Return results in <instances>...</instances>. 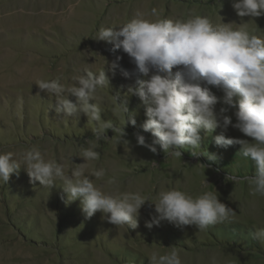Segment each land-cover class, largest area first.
Returning <instances> with one entry per match:
<instances>
[{
    "label": "rangeland",
    "instance_id": "374dc122",
    "mask_svg": "<svg viewBox=\"0 0 264 264\" xmlns=\"http://www.w3.org/2000/svg\"><path fill=\"white\" fill-rule=\"evenodd\" d=\"M232 3L233 0H0V153L12 152L19 159L26 150L36 147L46 160L55 159L67 169L83 163L79 156L95 142L96 123L83 113L78 121L62 117L55 111L57 98L41 92L36 84L59 79L71 86L85 69L97 72L104 66L109 87L98 90L99 99L94 101L100 104L102 119L110 120L114 127L122 126L116 111L119 103L128 108L136 124L125 126L129 149L127 145H115L110 139L115 133L108 130L109 140L101 141L95 149L100 159L90 163L89 169L105 170L100 181L114 178L117 184L110 190L124 189L118 185L123 180L127 188L145 194L179 189L199 195L216 190L218 199L236 213L201 233L194 226L178 228L167 221L146 227L155 215L147 208L141 212L144 217H138L137 228L114 226L103 220L100 212L86 219L79 199L67 201L61 181L49 192L38 181L30 183L21 167L7 184L0 182V264H151L153 250L165 253L172 246L180 251L182 264H213V260L215 264H264V242L251 236L264 228V197L251 194L246 181L228 180L230 175L243 178L255 174L253 163L239 154L240 145L217 146L214 137L221 134L220 128L208 135L200 132L199 151L215 154V161L205 155L193 157L187 148L181 149V158H176L159 146L153 154L137 145L135 133L144 135L147 142L151 139V134L141 128L147 119L146 106L138 95L127 90L129 86L138 88L139 81L149 76L141 74L122 50L112 53L111 44L94 38L102 28L118 27L140 16L155 20L153 8L162 18L207 16L214 25L245 26L264 38V16L252 18L255 23L248 17L242 22ZM117 56L121 59L113 69L110 64ZM178 70L173 68V76ZM124 71L130 75L125 77ZM194 83L209 87L218 97L217 111L226 107L221 90L201 80ZM238 99L234 97V101ZM234 111L226 113L233 123ZM223 134L251 141L231 125ZM200 163L209 167L204 169ZM238 208L242 212L235 210Z\"/></svg>",
    "mask_w": 264,
    "mask_h": 264
},
{
    "label": "clouds",
    "instance_id": "9594fccd",
    "mask_svg": "<svg viewBox=\"0 0 264 264\" xmlns=\"http://www.w3.org/2000/svg\"><path fill=\"white\" fill-rule=\"evenodd\" d=\"M232 8L242 22L244 17L254 22L252 18L264 16V0H233ZM151 15L157 18L149 20L140 16L118 27L102 28L94 37L111 44L109 51L112 53L122 50L141 74L149 76V79L139 81L138 88L129 86L127 90L129 94L138 95L146 106L147 119L141 128L151 134V139L147 142L144 135L135 133L137 145L153 154L159 146L164 153L176 158H181V149L187 148L193 157L205 155L208 160L215 161V154L199 151L200 132L203 130L208 135L220 128L221 134L214 137V143L222 148L240 145L239 154L255 167L252 176L230 175L228 180L233 183L246 181L251 194L264 197V38L245 26L214 25L207 16L172 20L162 18L155 8ZM120 59L117 56L110 67H118ZM173 68L180 69L174 76ZM123 74L125 77L130 75L127 71ZM74 80L71 86L62 84L59 79L40 80L36 85L41 92L57 98L55 111L62 117L78 121L83 113L96 123L93 129L95 142L84 148L79 156L84 162L67 169L55 159L46 160L36 147L26 150L19 159L12 152L0 153V182L7 184L10 176L18 175L23 167L30 183L38 181L49 192L57 187L58 180L61 181L67 201L79 199L86 219L100 212L108 223L131 229L138 227L139 210L146 202L154 204L155 212L151 221L146 222L149 228L167 221L178 228L194 226L203 232L235 216V211L218 199L216 190L193 196L170 189L161 191L158 199L152 202L139 192L106 193L98 187L92 177L102 179L106 172L103 168L89 169L90 163L100 159V153L95 149L101 141L109 140L108 130L115 133V137L110 138L115 145L128 147L130 142L125 139L128 135L125 126L135 125L136 120L129 115L128 108L119 103L116 111L122 126L114 127L110 120L102 119L100 104L94 101L99 99L98 90L109 87L104 66L97 72L85 69ZM196 80L221 90L222 103L226 107L217 111L218 97L209 87L194 83ZM69 97H74V101ZM234 97L239 99L234 101ZM230 109H235V123L226 115ZM230 125L251 141L226 138L223 132ZM72 157L68 158L71 162ZM200 165L204 169L209 167ZM115 183L114 178L108 180L110 185ZM251 236L264 242V228L255 230ZM150 261L151 264H182L180 251L175 246L165 253L153 250Z\"/></svg>",
    "mask_w": 264,
    "mask_h": 264
},
{
    "label": "bare ground",
    "instance_id": "6f19581e",
    "mask_svg": "<svg viewBox=\"0 0 264 264\" xmlns=\"http://www.w3.org/2000/svg\"><path fill=\"white\" fill-rule=\"evenodd\" d=\"M125 178V177H124ZM103 179V178H102ZM125 180H123V182H119L118 183V185H120L121 187H124V189H120V190H110V184H108V182H106V181H100V179L99 180H95V181H93L98 187H101L102 188V190L103 191H105L106 193H115V192H117V191H119V192H139V193H141L142 195H145V196H147L148 197V199L150 200V201H152V202H155L157 199H158V196H159V193L161 192V191H159V190H151V193L150 194H148V192H147V194H145L144 193V191H142V190H137V189H134V188H132V187H130V188H127L126 187V185H127V183L126 182H124ZM117 184V183H116ZM196 194V193H195ZM194 193H192L191 195H193V196H196ZM219 199H221V198H219ZM151 209V210H154V204H152L151 202H146L145 203V205H143L142 207H141V209L139 210V218L141 217V218H143L144 216L142 215V210H144V209ZM232 208V207H231ZM237 212H242V210L240 209V208H238V209H235ZM256 212V211H255ZM259 218V217H258ZM260 219V218H259ZM143 220V219H142ZM241 223V222H240ZM226 225V224H225ZM199 231V230H198ZM200 233H201V231H200Z\"/></svg>",
    "mask_w": 264,
    "mask_h": 264
}]
</instances>
